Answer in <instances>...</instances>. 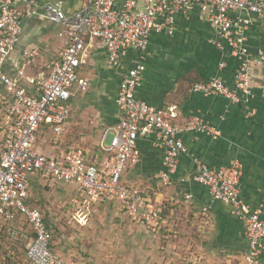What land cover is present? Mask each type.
Wrapping results in <instances>:
<instances>
[{
  "label": "built area",
  "instance_id": "1",
  "mask_svg": "<svg viewBox=\"0 0 264 264\" xmlns=\"http://www.w3.org/2000/svg\"><path fill=\"white\" fill-rule=\"evenodd\" d=\"M195 4L218 36L214 43L222 48L224 42L238 63L233 86L212 76L193 83L190 90L204 96L222 95L242 103L247 116L254 115L255 109L248 105L253 59L246 46L251 19L239 12L253 14L264 25V0H80L71 12L65 9L64 0H0V249L23 246L18 264H25L22 260L63 264L61 255L51 247L52 231L43 213L29 201L30 178L74 185L68 205L78 224L87 221L92 206L109 202L146 230H154L161 219V206L146 188L124 177L127 167L139 160L138 139L151 136L162 150L158 179L162 186H168L179 156L186 152L179 131L211 137L220 134L197 116L178 125L176 103L160 108L135 95L145 70L150 34L172 33L175 12ZM26 17L44 18L55 26L56 36L62 40L57 55L35 76H28L25 68L36 49L23 50L24 58L12 72L5 69ZM95 44L104 49L107 64L119 74L115 103L122 119L104 129L98 151L91 154L66 145L64 130L70 115L69 100L89 85L81 70L88 49ZM129 50L138 53L122 69ZM262 60L264 50L258 48L255 61ZM259 90L264 98V76ZM108 132L112 134L105 144ZM192 162L190 179L206 186L211 199L226 204L229 213L242 222L246 247L241 264H262L264 195L256 206L242 198L239 160L220 166H209L198 157ZM184 198L189 200L191 195L186 193ZM201 211L206 212L207 207Z\"/></svg>",
  "mask_w": 264,
  "mask_h": 264
},
{
  "label": "crops",
  "instance_id": "2",
  "mask_svg": "<svg viewBox=\"0 0 264 264\" xmlns=\"http://www.w3.org/2000/svg\"><path fill=\"white\" fill-rule=\"evenodd\" d=\"M79 5L80 0H64L68 12L76 10ZM239 14L251 19L246 32V46L253 59L250 70L252 95L248 105L255 109L254 115L247 116L242 103L222 95L204 96L189 89L191 82L212 76L233 86L238 63L224 42L222 48L214 43L218 36L201 15L198 4L175 12L172 33L150 34L144 54L145 70L135 91L137 98L160 108L176 103L178 125L197 116L220 131L217 137L179 131L178 136L186 146V152L179 156L177 171L168 186L159 183L162 150L154 144L151 136L138 139L139 160L124 172L125 179L146 188L153 201L161 206L158 225L154 230H146L141 225L143 229L157 238L165 233L164 241L170 246L181 242V247L189 254L186 259L192 260L189 264H241L246 247L242 222L229 213L226 204L212 200L206 186L190 179L193 157L209 166L239 160L242 198L256 206L264 195V98L259 90L264 76V60L255 61L257 49L264 50V25L253 14L244 11ZM61 45L62 40L56 36L53 24L44 18L26 17L22 21L19 42L10 53L5 69L12 72L23 60V50L36 49L37 54L31 57V63L25 68L28 76H35L50 58L57 55ZM137 53L135 50L127 51L122 69L130 65ZM81 74L89 80V85L84 92L76 93L69 100L70 115L64 134L72 109H78L86 116L91 115V129L101 137L105 128L118 124L122 119V111L115 103L119 74L107 64L104 49L96 44L88 49ZM34 180L38 184L46 181L42 178ZM63 185L74 190L71 183ZM186 193L191 195V199L185 200ZM29 201L35 204L31 197ZM202 207H207V211L203 213ZM174 215L181 217L182 221ZM179 228L189 231L178 239ZM172 253L177 252L173 249ZM261 260L264 264V251Z\"/></svg>",
  "mask_w": 264,
  "mask_h": 264
},
{
  "label": "rangeland",
  "instance_id": "3",
  "mask_svg": "<svg viewBox=\"0 0 264 264\" xmlns=\"http://www.w3.org/2000/svg\"><path fill=\"white\" fill-rule=\"evenodd\" d=\"M91 115L71 111V120L66 126V145L98 151L99 134L91 129ZM108 132L104 143L111 138ZM30 197L39 207L52 231L51 247L57 251L63 264H189V254L181 242L168 245L164 235L153 236L140 223L124 216L109 202L94 205L84 224H78L72 217L68 205L70 193L65 182L41 181L30 178ZM175 218L182 221L181 217ZM188 229H178V239ZM186 235V233H184ZM177 253H172V250ZM193 249V247L191 248ZM193 259V257H192ZM194 260V259H193ZM23 263L28 264L22 260ZM196 261V260H195ZM198 261V260H197Z\"/></svg>",
  "mask_w": 264,
  "mask_h": 264
},
{
  "label": "trees",
  "instance_id": "4",
  "mask_svg": "<svg viewBox=\"0 0 264 264\" xmlns=\"http://www.w3.org/2000/svg\"><path fill=\"white\" fill-rule=\"evenodd\" d=\"M200 80H195L191 82L189 89L191 88L193 83L200 81ZM18 248H20V246L17 247V245L14 244V245H11L10 247L0 249V263L1 264H10V263L18 264L21 260V248L20 250ZM9 251H12L13 253L11 254Z\"/></svg>",
  "mask_w": 264,
  "mask_h": 264
}]
</instances>
